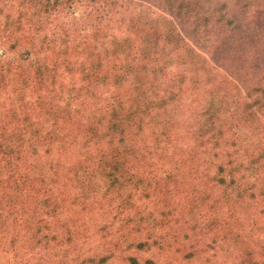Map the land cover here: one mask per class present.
<instances>
[{"label":"rangeland","instance_id":"1","mask_svg":"<svg viewBox=\"0 0 264 264\" xmlns=\"http://www.w3.org/2000/svg\"><path fill=\"white\" fill-rule=\"evenodd\" d=\"M99 3L0 0V264H264V0Z\"/></svg>","mask_w":264,"mask_h":264},{"label":"trees","instance_id":"2","mask_svg":"<svg viewBox=\"0 0 264 264\" xmlns=\"http://www.w3.org/2000/svg\"><path fill=\"white\" fill-rule=\"evenodd\" d=\"M108 1L109 0H100V3L96 5V8L98 9V11H101L102 14H104V12H108V14L112 15L113 11L116 10V6H119V8L117 10H118V12H120V10L123 8V6H121L123 2H127V3L132 4V0H117V1H119V3H121L120 5L112 4L111 2H108ZM139 1L144 2L145 0H139ZM105 4H106V6H104ZM186 9H187V11L189 10V8H187V7H186ZM58 10H59V8L57 7L56 11H58ZM166 14L169 15V17L171 19H173V21H174V32L177 35V37H179L180 39L190 43L194 47H197V45L194 41V36H192L191 33L189 32L187 24L177 17L180 14L176 13L175 10H173L171 7L169 8V11ZM103 16L108 17V15H103Z\"/></svg>","mask_w":264,"mask_h":264}]
</instances>
